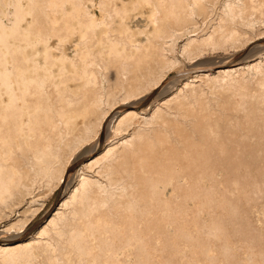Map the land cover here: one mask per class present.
Instances as JSON below:
<instances>
[{
	"label": "bare ground",
	"instance_id": "1",
	"mask_svg": "<svg viewBox=\"0 0 264 264\" xmlns=\"http://www.w3.org/2000/svg\"><path fill=\"white\" fill-rule=\"evenodd\" d=\"M0 264H264V0H0Z\"/></svg>",
	"mask_w": 264,
	"mask_h": 264
},
{
	"label": "rangeland",
	"instance_id": "2",
	"mask_svg": "<svg viewBox=\"0 0 264 264\" xmlns=\"http://www.w3.org/2000/svg\"><path fill=\"white\" fill-rule=\"evenodd\" d=\"M157 90H159V88ZM157 90H155V91H157ZM144 104H145V102H142L138 107H142V106H144ZM59 192L60 191H58L56 196L50 200V202L44 207V209L41 210V212H40V214H39V216L37 218L38 220H39V218H41L40 216L45 215L46 212L49 211V208L52 207V204L54 203L55 198L59 195ZM18 234H22V232H19Z\"/></svg>",
	"mask_w": 264,
	"mask_h": 264
}]
</instances>
